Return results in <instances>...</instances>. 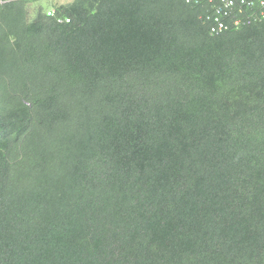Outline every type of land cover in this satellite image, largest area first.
I'll list each match as a JSON object with an SVG mask.
<instances>
[{
	"label": "trees",
	"instance_id": "16d2710c",
	"mask_svg": "<svg viewBox=\"0 0 264 264\" xmlns=\"http://www.w3.org/2000/svg\"><path fill=\"white\" fill-rule=\"evenodd\" d=\"M5 1L0 264H264L260 9Z\"/></svg>",
	"mask_w": 264,
	"mask_h": 264
},
{
	"label": "bare ground",
	"instance_id": "6f19581e",
	"mask_svg": "<svg viewBox=\"0 0 264 264\" xmlns=\"http://www.w3.org/2000/svg\"><path fill=\"white\" fill-rule=\"evenodd\" d=\"M188 1H190V0H188ZM251 2H254V0H223V1L222 0H219V5H218L219 8H216V11L214 13L220 14V17L219 16L215 17L216 27L214 25V27L211 29V31L217 34L218 32H221L222 30H224L225 28H227L226 25H225V23L223 22V20L220 19L221 18V15L223 17L228 16V13H231L234 9H237V11H239L243 7H249L251 9L256 8L253 5H250ZM227 4H228V6H226L225 13L224 14H221L219 12V10L225 8V5H227ZM260 15H261V11L259 10V16ZM239 21L240 20L236 18V20L233 21V22H234L235 25H238L239 24Z\"/></svg>",
	"mask_w": 264,
	"mask_h": 264
},
{
	"label": "built area",
	"instance_id": "2783aa9c",
	"mask_svg": "<svg viewBox=\"0 0 264 264\" xmlns=\"http://www.w3.org/2000/svg\"><path fill=\"white\" fill-rule=\"evenodd\" d=\"M4 1H5V0H0V3L4 2ZM222 1H223V0H222ZM250 5H253L254 7H255V6L260 7V11H261V15H260V16L264 18V0H254V2H251ZM226 6H228V4L225 5V8L219 10V12L224 14L225 11H226ZM218 8H219V7H218Z\"/></svg>",
	"mask_w": 264,
	"mask_h": 264
},
{
	"label": "rangeland",
	"instance_id": "374dc122",
	"mask_svg": "<svg viewBox=\"0 0 264 264\" xmlns=\"http://www.w3.org/2000/svg\"><path fill=\"white\" fill-rule=\"evenodd\" d=\"M72 0H49V3L51 5H59V4H65V3H69L71 2ZM42 2V1H41ZM45 3V1L43 2Z\"/></svg>",
	"mask_w": 264,
	"mask_h": 264
},
{
	"label": "clouds",
	"instance_id": "9594fccd",
	"mask_svg": "<svg viewBox=\"0 0 264 264\" xmlns=\"http://www.w3.org/2000/svg\"><path fill=\"white\" fill-rule=\"evenodd\" d=\"M258 7V6H257ZM260 9V7H258Z\"/></svg>",
	"mask_w": 264,
	"mask_h": 264
}]
</instances>
